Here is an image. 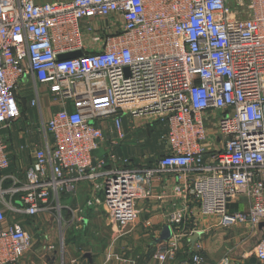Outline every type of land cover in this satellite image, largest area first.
<instances>
[{"label": "built area", "instance_id": "obj_1", "mask_svg": "<svg viewBox=\"0 0 264 264\" xmlns=\"http://www.w3.org/2000/svg\"><path fill=\"white\" fill-rule=\"evenodd\" d=\"M27 99L43 140L10 174V141L26 151ZM125 121L131 131L160 127L162 154L135 167L120 158ZM81 185L85 208L102 207L117 235L144 202L170 207L171 235L151 264L176 262L186 242L180 264H204L190 239L235 226L262 235L252 255L264 264V0H0V264L31 249L25 220L62 225L64 212L81 225L82 208L62 203ZM204 218L215 220L206 230Z\"/></svg>", "mask_w": 264, "mask_h": 264}, {"label": "crops", "instance_id": "obj_2", "mask_svg": "<svg viewBox=\"0 0 264 264\" xmlns=\"http://www.w3.org/2000/svg\"><path fill=\"white\" fill-rule=\"evenodd\" d=\"M57 1H61V0H57ZM34 2L40 5L42 3H49L55 1L34 0ZM27 124H28V119H27V123L21 124V127L26 128L28 131V126H26ZM126 126L128 128L127 122H126ZM149 131L151 130L148 129L147 132ZM14 138L9 143L10 144L9 150H11L10 166L12 167V172L18 173L24 168H26V166L28 165L29 156L25 152L20 153L14 150V147L19 144V141L14 142ZM29 140L30 138L28 136V138L24 142L25 149H27V145H28L27 142ZM158 148L161 150L162 153L161 147L159 146ZM125 151L126 149L124 150V153ZM156 152L157 151L154 152L152 151L148 157L144 156L143 159L141 160V163L138 161L135 162L130 161L132 163L131 166L135 167V166H140L142 164L151 163L150 161L153 157V154H155ZM116 153L120 158L123 157L121 145L116 150ZM153 189L155 190L154 192H156L155 194H157L159 191V187L157 186V184L153 186ZM90 197H91L90 190L87 185L79 186L78 191L74 196H62V203L68 206L69 208H71L72 210L76 209L78 206L82 208L83 221L81 225L77 226V228L76 226H74L73 228V225H68L67 223L69 215L63 212L62 215L64 220L62 222V225H58L57 223L55 224L56 227H58L60 230L64 225L66 228L64 229L63 233H61L60 230L55 229L58 232V237H56V239H55L56 236L55 230L53 228L54 222L53 220L50 221V219L46 217L47 215L37 218L36 217L30 218L29 222H24L23 223L24 229L28 230L32 235V244H31L32 247L28 252H26V254L18 263L19 264H130L129 260H134L136 264H151L152 260L150 259V256L151 253L153 252L154 245L160 243V241H165V240H161V235L166 230H169V236L171 235V230H172L171 226H169V224H167L166 222V217L170 211L169 210L170 207L166 203L164 204L163 202H161V200H156V199H153L149 202H144L143 205H140L141 214L139 217L138 224L140 223L142 226L143 221L148 220L151 225L149 228H147V230L151 235H153L154 240L151 242L152 246L151 249H149L148 251L149 253H146L147 255H149L147 261H137L134 258H131V255L128 253V243H127V240L131 239L132 236L135 235V233H133L135 225L130 227L128 231L126 230L125 232H123V234L120 235L115 234L114 232H112L110 228H108L107 217L105 215V212L102 210V207L93 206L91 208H85L84 204L86 200L89 199ZM229 205L234 207L232 208L228 206V208L230 207L229 210L231 212L239 210L238 207L241 208L240 210L244 209V206H242V204L237 205V204L229 203ZM208 225H203L202 221L200 223V227L202 230H206V227H208ZM212 229L213 228H210L208 229V231H204L200 234H196L197 237L191 238V243L197 240L200 241L202 239L208 241L211 235V233L208 232H210ZM150 234H144L143 238L148 237V235ZM134 238H138V237L135 235ZM49 245L53 246V248H49L48 247ZM189 246L190 244H188L187 242L183 244V247H181L178 253L177 261L169 264H180L181 261L190 260L189 256L191 254L189 253L190 250ZM184 248H187L188 252H186ZM112 254H115V256ZM108 255L110 256L112 255L111 256L112 258L107 260L106 257ZM219 261L214 262L212 264H217L219 263ZM241 262L239 261L238 263H235L231 261L230 263L241 264ZM204 264H208V263L205 262Z\"/></svg>", "mask_w": 264, "mask_h": 264}, {"label": "rangeland", "instance_id": "obj_3", "mask_svg": "<svg viewBox=\"0 0 264 264\" xmlns=\"http://www.w3.org/2000/svg\"><path fill=\"white\" fill-rule=\"evenodd\" d=\"M54 1L56 2L57 0H54ZM65 1H68V0H61L60 2H65ZM43 99H41L42 102H43ZM28 102L29 101L27 99L28 124L26 126H28L27 133H28L30 140L27 142L28 146H27V149H25L26 150L25 153L28 154L29 152L30 154V151H31L30 148L32 145H29V144H33V142L40 143L42 141V134L39 131L41 128V125H40V117H38V111L37 109L30 108L28 106ZM47 104L49 105V101L47 102ZM47 115H48V112L45 110V116ZM23 123L24 121L21 124ZM124 126H125L124 130L126 133V139L121 144L122 156H123L122 158L126 157L132 162L138 161L141 163V160L143 159V157L144 156L148 157L152 151L153 152L157 151L155 154H153L152 160L153 159L155 160L157 157H159L162 154L161 150L158 148L159 146H157L159 145L158 143L160 140V136L162 135V129L160 127L151 128V131L147 132L146 130L141 129L143 126L141 125V123H137L135 125V126H138L136 131H131L130 129H128L126 126V122H124ZM16 141H18L17 136H15L14 138V142ZM125 149L126 151L124 153ZM238 208L239 210L241 209L240 207ZM46 217L50 219V221L53 220L54 230L55 229L60 230L58 227H56L55 223H57L56 222L57 220L55 216H46ZM8 218L10 219L11 217L8 216ZM29 221L30 220H26L25 222H29ZM214 223H215L214 219H211V218L202 219L203 225L214 224ZM65 228L66 227L64 225L62 229L60 230V232L63 233ZM57 230H55V235H56L55 239L56 237H58ZM133 231H134L133 233H135V235L138 238H134L135 236L134 235L132 236L131 239L127 240L128 253L131 255V258H134L137 261H147V258L149 257V255H147L146 253H149L148 251L149 249H151V246H152L151 242L154 240L153 235H151L145 227H142L140 223L135 224ZM208 233H211L208 241H206L205 239L200 240L203 246V252H204L206 263L212 264L214 262H217L219 260L222 261L225 258H227L229 262L233 261L235 263H238L239 261L240 262L244 261V262H241V264H259L258 261H256L255 257L252 255L253 249L257 246V243L260 240L259 238L262 237V235H260L259 233H257V235H254L253 232L250 230V228L246 226H235L233 228H224V229L219 228V227L217 228L213 227V229ZM144 234H150V235H148V237L143 238ZM65 236H66V233H65ZM130 249H131V252H130ZM184 249L186 250V252H188L187 248H184ZM112 255L115 256V254H112Z\"/></svg>", "mask_w": 264, "mask_h": 264}, {"label": "water", "instance_id": "obj_4", "mask_svg": "<svg viewBox=\"0 0 264 264\" xmlns=\"http://www.w3.org/2000/svg\"><path fill=\"white\" fill-rule=\"evenodd\" d=\"M79 56H81V53L80 52H76V53H74V54H69V55H66V56H62V57H60V59L61 60H67V59H74V58H76V57H79ZM264 229V223L263 224H261V229ZM168 236H169V230H166L162 235H161V240H166L167 238H168ZM170 237V236H169ZM195 237H197V235L195 236ZM194 237V238H195ZM192 241H193V239H192Z\"/></svg>", "mask_w": 264, "mask_h": 264}, {"label": "trees", "instance_id": "obj_5", "mask_svg": "<svg viewBox=\"0 0 264 264\" xmlns=\"http://www.w3.org/2000/svg\"><path fill=\"white\" fill-rule=\"evenodd\" d=\"M24 103H26V102H24ZM22 112H23V115H24V113L27 112L26 104L24 105V108H23V111ZM7 173L13 174L12 167L7 171Z\"/></svg>", "mask_w": 264, "mask_h": 264}]
</instances>
